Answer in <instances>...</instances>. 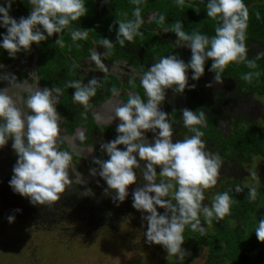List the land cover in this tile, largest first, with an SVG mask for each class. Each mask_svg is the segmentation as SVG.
I'll list each match as a JSON object with an SVG mask.
<instances>
[{"label": "flooded vegetation", "instance_id": "flooded-vegetation-1", "mask_svg": "<svg viewBox=\"0 0 264 264\" xmlns=\"http://www.w3.org/2000/svg\"><path fill=\"white\" fill-rule=\"evenodd\" d=\"M94 1L97 3L96 8L92 6ZM111 1L114 0H86L87 14L79 21L72 22L71 30H75L78 25L81 31L90 29L87 40L74 42L71 30L65 29L61 34L65 41L64 47L55 45L57 34H54L39 45L33 43L30 51L18 52L14 58L6 50L0 49V65L3 66L0 72L14 73L21 80L34 73L29 84L38 83L40 87L54 85L63 89L56 106L61 117L59 147L73 153L72 163L86 181L83 185L73 182L58 201L32 205L28 198L14 193L9 186L8 181L17 160L9 140L7 145L0 148V217L15 215L13 223L31 220L30 225L54 233L56 247H64L63 250L69 253L75 252L69 245L59 246L60 242H65L64 238L88 246L93 242V236H102L103 239H96L93 243L97 244L87 250L94 246L97 248L96 255H99L105 254L102 249L109 237L124 239L119 234L127 231L125 235L127 240L130 239L128 243L139 246L145 252L149 246H156L158 250L155 254L158 255L159 249H165L146 241L144 233L147 224L142 219V213L132 207L131 194L117 205L111 195L104 194L106 183L99 176H91L89 169L96 168L99 171L98 165L93 162L94 157L108 158L100 145L117 135L115 129L120 123L119 119H112L108 123L115 116V107L126 102L130 92L139 93L147 99L140 84L143 72L160 57L171 53L179 54L186 62L190 59V50L177 48L175 33L165 29L171 28L174 21L181 20L186 31L195 29L212 36L215 35L217 21L207 17L206 4L201 3V0H186L183 6L176 7L173 6L176 3L174 0H143L139 5L144 21L140 29L143 35L135 37L131 42L126 41L124 46L116 43L111 54L102 57L107 66V71H102L89 60V49L105 52L96 41L109 38L110 31L105 33L103 29L104 21L112 20L105 9ZM258 1L261 0H244L249 10L247 58L254 61L256 67L251 68L245 62H231L222 73L223 81L218 83L214 80L215 74L208 71L211 64L208 61L205 73L198 81L189 78L190 84H196L194 89L186 88L182 94L168 89L166 99L161 104L170 118L175 119L174 142L193 134L184 126V108L206 113V123L201 128L205 150L219 155L222 166L217 184L204 190L203 203L210 205L215 195L224 191H230L235 201L230 214L222 219L213 218L208 223L206 218L200 217L206 229L204 234L186 227L182 247L189 253L183 260L175 256L169 258L179 264H264V241L258 240L254 232L258 220L264 216V55L258 56V53H264V2ZM121 3L126 8L125 12L124 9L120 12L113 8L111 11L119 13L117 16L122 20L135 19L132 14L134 7L128 10L129 2L121 0ZM29 7L28 0H15L11 15L16 18L27 16ZM257 13L260 14L259 18ZM160 16L165 18L163 23L159 20ZM0 32H6V29L0 28ZM115 39H112L113 42ZM247 72H259V76L247 82L242 79V75ZM93 77L98 79L101 86H98L96 95L90 99V107L85 109L78 102H73L72 93L75 89L66 84L72 80H81L87 84ZM209 83L210 87L207 86ZM6 86L7 82L0 83V87ZM113 87L118 90L117 95H113ZM20 107L27 113L24 105ZM81 131L85 135L83 141L78 138ZM147 135L151 138L153 134L149 132ZM93 146L95 150L89 154V148ZM143 163L141 161V169H136L137 185L129 186L130 193L132 188L146 183L142 176ZM253 171L257 173L258 180L251 176ZM70 178L75 180V172L71 170ZM160 179L157 176L156 182ZM237 185L242 191H235ZM250 187L257 190L255 200L248 198ZM87 188H92L95 195L81 196V191ZM16 209L22 211L16 212ZM158 211L163 212V209ZM101 244L102 248L99 247ZM189 260L192 262L189 263Z\"/></svg>", "mask_w": 264, "mask_h": 264}, {"label": "clouds", "instance_id": "clouds-1", "mask_svg": "<svg viewBox=\"0 0 264 264\" xmlns=\"http://www.w3.org/2000/svg\"><path fill=\"white\" fill-rule=\"evenodd\" d=\"M14 2L0 0V28L6 29V32H0V49L6 50L13 58L18 52L30 51L33 43L39 45L54 34H57L55 45L64 47L61 34L65 29L71 30L72 22L79 21L88 12L86 0H28L29 14L16 18L11 15ZM142 2L134 0L138 5L132 13L135 19L114 21V25H118L115 42L107 37L96 41L105 52L89 49V60L100 70L107 71L102 57L110 55L116 43L124 46L126 41L131 42L143 35L140 29L144 21L139 6ZM176 3L183 6L186 0H176ZM201 3L206 4L207 17L217 21L215 35L209 36L195 29L188 32L181 20L174 21L171 28L165 29L175 33L177 48L190 50V59L186 62L179 54L171 53L160 57L143 72L140 84L147 99L130 92L126 102L115 107V116L108 123L119 119L115 129L117 135L100 145L108 158L94 157L93 162L99 171L89 169L91 176H99L106 183L104 194L111 195L117 205L131 194L132 207L142 213L147 224L146 241L161 245L168 255L179 260L189 253L182 247L186 227L204 234L206 229L200 217L206 218L208 223L213 218L222 219L230 214L235 201L230 191H224L217 193L210 205L203 203L204 190L215 186L221 175L222 160L219 155L205 150L201 128L206 123V113L202 110H182L184 126L193 134L174 142L175 119L161 108L166 91L172 89L174 93L182 94L186 88L194 89L196 84H190L189 78L198 81L204 75L208 61H211L208 71L215 74L214 80L218 83L223 81L222 73L231 62H245L251 68L256 67L255 62L247 58L249 10L244 0H201ZM256 15L259 18L260 14ZM164 19L159 17L161 23ZM112 28L110 25L109 31ZM80 29L78 25L71 30L74 42L88 39L90 29ZM262 55L264 53H258V56ZM33 75L31 73L29 78L21 80L14 73L0 72V83L7 82L6 87H0V148L11 140L17 156L13 175L8 181L12 191L28 198L32 205H43L60 200L61 194L73 182L83 185L86 181L72 163L73 153L59 147L61 117L56 106L63 89L54 85H31L29 79ZM258 76L259 72H247L242 79L251 82ZM66 86L75 89L73 102L87 109L101 85L93 77L87 84L72 80ZM207 86L210 87L211 83ZM112 93L117 95L118 90L113 87ZM149 132L153 134L151 138L147 135ZM78 138L81 141L85 139L82 131ZM120 145L124 147H118ZM94 150V146L90 147L89 154ZM141 161L144 162L142 176L146 183L132 188L130 193L129 186L137 185L136 169H141ZM70 170L75 172V180L70 178ZM157 176L161 177L159 182H156ZM251 176L254 180L259 179L255 171ZM235 191L242 189L237 185ZM80 194L95 195L92 188L84 189ZM256 196V188L250 187L248 198L255 200ZM158 209H163V212ZM7 219L12 223L15 215H9ZM254 232L258 240L264 241V216L258 220Z\"/></svg>", "mask_w": 264, "mask_h": 264}, {"label": "rangeland", "instance_id": "rangeland-1", "mask_svg": "<svg viewBox=\"0 0 264 264\" xmlns=\"http://www.w3.org/2000/svg\"><path fill=\"white\" fill-rule=\"evenodd\" d=\"M4 216L0 217V264H81L85 259H89L87 264H179L170 260L171 256L163 249H159L158 255L155 254L158 250L156 246H149L145 252L139 246L128 243L130 239L127 240L125 235L127 231L119 234L125 240L116 236L109 237L102 249L105 254L100 256L96 255L97 248L94 246L87 250L97 244L93 243L96 239H103L102 236H90L93 242L88 246L64 238L65 242H60L59 246L69 245V248L78 252L69 253L63 250L64 247H56L54 233L30 225L31 220L19 219V222L16 220L18 224L9 223L8 215ZM99 247L102 248V244Z\"/></svg>", "mask_w": 264, "mask_h": 264}, {"label": "trees", "instance_id": "trees-1", "mask_svg": "<svg viewBox=\"0 0 264 264\" xmlns=\"http://www.w3.org/2000/svg\"><path fill=\"white\" fill-rule=\"evenodd\" d=\"M134 0H126V2H129V7H128V10H132L133 9V7L135 8V6H136V4L133 2ZM175 2H176V0H174ZM118 2H119V4H118ZM165 4L167 3L166 1H163ZM93 4V5H92ZM91 5L93 6V7H95L96 8V6H97V3H95V1L92 3ZM161 4V3H160ZM90 5V6H91ZM176 5H178L177 3H173V6L174 7H176ZM260 6V5H259ZM186 7H187V5H186ZM114 9V10H116V11H120V12H122V9H124V12L126 11V8H125V6L121 3V0H114V1H111L110 2V4H106V10L108 11V16L110 17V19H111V17H117V15L113 12V11H111V9ZM175 9V8H174ZM112 12V13H111ZM117 14H119V13H117ZM110 25H112L111 24V22H107L106 24H105V27H104V29L103 30H105L106 32L105 33H109V26ZM226 190V189H225ZM262 191H264V188H262ZM210 241H212V240H210ZM75 251V250H74ZM74 253H78V252H74ZM103 254V253H102ZM89 260H86L85 259V261H83V263H81V264H87V262H88Z\"/></svg>", "mask_w": 264, "mask_h": 264}, {"label": "crops", "instance_id": "crops-1", "mask_svg": "<svg viewBox=\"0 0 264 264\" xmlns=\"http://www.w3.org/2000/svg\"><path fill=\"white\" fill-rule=\"evenodd\" d=\"M116 15H117V13H116ZM111 21L110 20H106V21H104V25L108 22H111V24L113 25V28H112V30L110 31V34H109V38L112 40L114 37H116V27H118V25H114V21L116 20V19H118V20H122L121 18H119L118 16L117 17H111ZM132 19H134V18H132ZM123 20H126V19H123Z\"/></svg>", "mask_w": 264, "mask_h": 264}, {"label": "water", "instance_id": "water-1", "mask_svg": "<svg viewBox=\"0 0 264 264\" xmlns=\"http://www.w3.org/2000/svg\"><path fill=\"white\" fill-rule=\"evenodd\" d=\"M106 1H107V0H106ZM260 2H264V0L258 1V3H260Z\"/></svg>", "mask_w": 264, "mask_h": 264}]
</instances>
